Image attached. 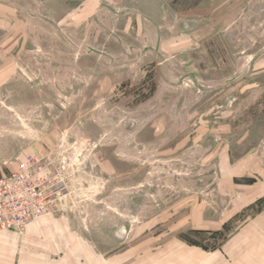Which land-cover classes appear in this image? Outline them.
<instances>
[{
	"label": "rangeland",
	"instance_id": "rangeland-1",
	"mask_svg": "<svg viewBox=\"0 0 264 264\" xmlns=\"http://www.w3.org/2000/svg\"><path fill=\"white\" fill-rule=\"evenodd\" d=\"M30 156L102 263H258L264 0H0V177Z\"/></svg>",
	"mask_w": 264,
	"mask_h": 264
},
{
	"label": "crops",
	"instance_id": "crops-1",
	"mask_svg": "<svg viewBox=\"0 0 264 264\" xmlns=\"http://www.w3.org/2000/svg\"><path fill=\"white\" fill-rule=\"evenodd\" d=\"M86 237L78 236L61 215L42 218L27 226L24 235L0 232V264H107ZM264 264V252H258ZM181 264H225L216 257L185 258ZM164 264H168L165 260Z\"/></svg>",
	"mask_w": 264,
	"mask_h": 264
},
{
	"label": "built area",
	"instance_id": "built-area-1",
	"mask_svg": "<svg viewBox=\"0 0 264 264\" xmlns=\"http://www.w3.org/2000/svg\"><path fill=\"white\" fill-rule=\"evenodd\" d=\"M64 191L55 166L46 157L30 156L0 177V232L22 236L29 224L56 215Z\"/></svg>",
	"mask_w": 264,
	"mask_h": 264
}]
</instances>
